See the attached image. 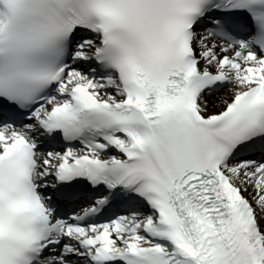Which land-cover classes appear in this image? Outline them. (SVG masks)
<instances>
[{
	"label": "snow or ice",
	"instance_id": "snow-or-ice-1",
	"mask_svg": "<svg viewBox=\"0 0 264 264\" xmlns=\"http://www.w3.org/2000/svg\"><path fill=\"white\" fill-rule=\"evenodd\" d=\"M0 264H264V0H0Z\"/></svg>",
	"mask_w": 264,
	"mask_h": 264
}]
</instances>
